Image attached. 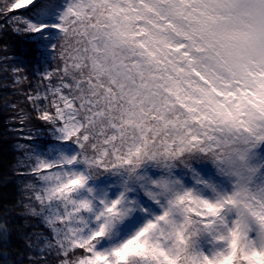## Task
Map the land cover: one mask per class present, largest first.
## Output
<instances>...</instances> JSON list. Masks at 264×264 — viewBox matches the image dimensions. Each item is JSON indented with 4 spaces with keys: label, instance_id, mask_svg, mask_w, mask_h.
Masks as SVG:
<instances>
[{
    "label": "rangeland",
    "instance_id": "1",
    "mask_svg": "<svg viewBox=\"0 0 264 264\" xmlns=\"http://www.w3.org/2000/svg\"><path fill=\"white\" fill-rule=\"evenodd\" d=\"M68 3L74 10L68 25L72 29L68 32L71 43L64 49V59L57 58L53 61L45 59L36 63L34 77L30 79L32 83L30 81L29 84L26 83V87L33 88L22 93L32 109L31 112L27 113L17 105L19 97L16 98V103H11V98L8 103L15 114L21 116L19 121L31 119L41 121L29 97H34L37 93L41 97L45 95L49 81L44 79L42 74L45 71H52V83L55 85L63 82L66 87L62 94L68 97L72 94L74 97V101L67 102L66 110L71 114L69 122L74 123V132L78 134L84 132L85 128L90 129L89 132H84V138L94 136V148L107 146L101 147L102 155L95 160L90 151L81 157V163L64 169L70 175L84 174L88 177L86 184L73 194V199L90 203V210L83 211L80 220L77 221L83 234L88 235L97 230V217L104 211L105 205L121 199L122 207L127 209V212L123 219L97 242V248L108 251L131 238L147 223L163 214L170 194L155 195L159 189L152 183L163 178L169 182L173 192L191 190L210 201L232 198L231 203L222 205L220 212L217 213V217L227 227L216 226L211 230L213 233L209 235L211 248L207 250L203 248L201 250L200 241L204 235L202 237L199 233L189 246L193 247V251L202 253L205 257L212 256L222 246L217 241L216 234L233 228L239 231L241 238H247L249 244L255 242L259 247L264 241V68L256 65L225 68L222 63L215 61L200 64L195 74L211 91L209 93L208 90H201L205 105H209L210 108H201L203 112L201 116L205 121H192L186 134L187 136L195 134L196 138L199 135L198 131H203L207 137L196 139L195 146L186 145L184 149L176 139L179 125L183 123L182 119H186V116L181 114L185 111L181 110L182 106L175 109L176 112L174 111L170 120L152 124L143 131L139 126L142 122L139 121L140 115L135 113L137 116H132L133 112L130 111L125 92L123 90L122 94L117 92L113 86L112 76L101 71L100 66L106 55L104 36L111 31L109 25L112 23L114 8L119 6L118 0H68ZM16 40L12 42L22 45L25 39L19 36ZM14 43L6 44L14 49ZM11 48H7L9 60L6 63L0 60L1 74L9 84L25 83L24 78L26 81L29 80L25 67L27 60L24 56L28 46L24 44L21 46L20 55ZM2 56L3 53H0V57ZM21 61L23 63H20ZM17 65L23 67L19 74L13 71ZM60 72L64 74V79L58 76ZM132 75L134 78L123 80L118 86L121 87L122 83L121 88H124L129 83H136L137 76ZM104 81L106 85L109 84L108 89H96V86L102 88ZM34 87H38L40 91L31 94V91H35L32 90ZM113 93L120 99L117 106L112 105ZM83 95L87 97L86 101L82 102L87 104L82 108L80 105L82 102L79 101ZM38 103L43 105L48 101L41 99ZM122 104L123 108L120 107ZM118 108L121 114L108 116V113ZM174 119L177 120L173 121ZM109 121L119 123L114 125ZM135 121H139V124ZM127 124L133 126L126 128L130 135L124 136L123 127H127ZM45 126L42 130L45 135L30 136L28 144L23 145L20 164L24 171L21 172L20 178L24 182L28 197L25 198L24 207L20 209L18 215L19 219L23 220L27 250H30L31 255L35 254L33 249L39 252L34 255L35 261L39 259L41 264H61L62 253L58 254L55 247L52 249L47 247L48 244L55 245V238L46 223L47 212L32 196L29 185L38 187L39 181L31 172V168L35 164V154L49 162H55L70 158L77 154L79 149L75 144L58 140L52 134L51 128L46 124ZM110 126L115 129L110 130ZM30 128L27 126L25 129ZM16 135L21 137V132L15 133ZM127 142L132 144L130 150H121L120 148ZM163 145H167V149ZM166 153L169 156L173 155L174 158H167L169 156ZM138 157L139 166L131 170L129 165L137 164ZM104 160H107V163H103ZM197 162L200 164L197 165ZM217 162L228 167L223 169V166L219 169ZM194 167L197 169H191ZM105 168L110 170L104 171ZM252 171L258 175H252L258 183V191L253 193L254 197L250 194L248 180L243 177ZM261 214L263 222L260 225L256 219ZM217 217L209 219L207 224H213ZM40 219L43 224L39 222ZM80 254L82 250L76 249L74 253H70V258L76 259Z\"/></svg>",
    "mask_w": 264,
    "mask_h": 264
},
{
    "label": "snow or ice",
    "instance_id": "2",
    "mask_svg": "<svg viewBox=\"0 0 264 264\" xmlns=\"http://www.w3.org/2000/svg\"><path fill=\"white\" fill-rule=\"evenodd\" d=\"M118 5L111 17V31L104 36L106 55L100 66L117 83L135 74L145 82L144 89L155 95L153 89L171 91L181 82L183 69L190 62H194L191 66L215 61L228 67L264 68V0H118ZM73 10L68 0H0V33L10 29L30 41L27 55L37 62L63 60L64 49L71 43L68 32L72 29L68 25ZM4 43L0 59L6 63L9 57ZM13 71L19 74L23 68L17 65ZM42 75L49 81L45 95L29 97L39 119L58 140L79 149L70 158L55 162L35 154L31 168L39 181L38 187L29 185L32 196L47 212L46 223L55 238V245L47 247L62 253L61 264H264V241L259 247L255 242L249 244L234 228L216 234L222 246L212 256L193 251L189 246L199 233L216 226L227 227L217 213L232 198L210 201L191 190L173 192L163 178L152 181L159 189L155 195L170 194L163 214L118 246L98 250L97 242L123 219L127 209L122 207L121 199L113 200L97 217V230L83 234L77 221L83 211L90 210V203L73 199V194L88 177L70 175L64 169L81 163V157L90 151L95 160L102 155L101 147L107 146L94 148V136L84 138V132L90 129L74 132L75 125L69 122L71 114L66 111L67 97L62 94L66 85H54L52 71ZM41 99L48 103L41 105ZM59 101L64 102L63 108ZM163 147L167 149V145ZM139 159L137 164L129 165L131 170L139 166ZM202 216L217 219L202 227ZM76 249L82 254L71 259L70 253Z\"/></svg>",
    "mask_w": 264,
    "mask_h": 264
},
{
    "label": "trees",
    "instance_id": "3",
    "mask_svg": "<svg viewBox=\"0 0 264 264\" xmlns=\"http://www.w3.org/2000/svg\"><path fill=\"white\" fill-rule=\"evenodd\" d=\"M105 16L107 19L108 17L106 13ZM18 37L19 36L17 34L15 35V33H13L10 29L7 32L0 33V48L5 47L4 42L14 43L15 41H17L16 39ZM13 40L14 42H12ZM22 42L24 45H29V42H27V40H24ZM23 44L20 45L18 43H14V49L10 47L11 45H6L7 48H11L18 55H20V48L21 46H23ZM24 56L27 60L25 67L27 78L29 79L27 80L28 82L24 78L25 83L16 82L14 84H9L8 81L4 79L5 76L1 74L0 68V264H41V262H39V259L36 262L34 258V255L39 254L37 249H33V251L35 252L34 255H31L30 250H27L28 243L24 241V224L23 220L19 219L18 213H20V209L24 207L25 198L28 197L25 193L24 182L20 178L22 175L21 172L24 171V169L21 168L22 166L20 164L23 145L28 144V141L31 140L30 136L45 135L42 130H44L46 126L43 121L34 119H31V121H19V117L21 116H17L8 103V100H10V98L11 103H16V98L19 97V103H17V105L25 109L27 113L31 112L32 110L28 102L25 100L23 94L30 88H33L26 87V83L29 84V81L32 83L30 79H33L34 77L33 73L35 71L37 61L29 57L27 55V51ZM132 62L134 63V61ZM192 64H194V62H190V66L183 69L182 81L177 83L171 91H169L168 89H153L152 91L156 93L155 95H151L144 89L143 85L145 82L142 81L138 75H136V83H129L124 88L118 86L119 83L115 82L114 79H112L115 90L121 94L123 90L127 95L126 99L130 106V111L133 112L132 116H137V114L140 115L139 121L142 122H140L139 126L142 127L141 130L143 131H146L145 127H149L152 124L170 120L176 112L175 109L182 106L181 110L185 111L181 112V114H184L186 116V119H182L183 123L179 125L180 128L176 139L178 141V144L184 149L186 145L189 147L195 146L197 141L196 139L201 140L207 137L205 133L203 134V131H198L199 135L196 136V138L195 134H190L189 136H187L186 131L188 129V125L192 121H205L203 119V116H201L203 113L201 110L202 107L204 109L210 108L209 105H205V99L203 96H201V90H208L209 93H211V91L204 85V83L201 82V80L197 79L198 75L195 74V72L200 68L201 65L195 64L194 66H191ZM58 76L63 78L64 74L60 72ZM104 80L107 81L106 79ZM105 81L102 88L96 86V89H108L109 84L106 85ZM32 90L35 91H31V94L40 91L38 87H34V89ZM20 93L23 94L20 95ZM66 93L69 92L66 91ZM66 97L67 102L74 101V97L72 94L71 96ZM86 97L87 95L81 96L79 102L81 103L82 101H86ZM113 99V102L111 101L112 105L117 106L120 99L115 96L114 93ZM59 103L63 108L64 102L59 101ZM85 104L87 103L82 102L80 105L83 108ZM123 105L124 104L120 105V107L122 106L123 108ZM121 113V110L118 108L117 110L114 109L113 111L108 113V116L113 117ZM33 115L35 116V114ZM197 118H199V120H196ZM176 120L177 119H174L173 121ZM139 121L135 122L139 124ZM109 122H111L110 124L114 123V125L119 123L118 121ZM143 123L144 126H142ZM27 126L31 128L25 129ZM132 126L133 124H130L127 127H123L124 136L130 135L127 133L126 128H131ZM109 128L110 130L115 129L112 126H110ZM20 132L21 137L19 135L15 136V133L18 134ZM109 137L112 138L111 136ZM131 147L132 144H130V142H127L124 144V147L120 149L129 151ZM168 153L166 154L169 156ZM170 157H173V155H170L167 158ZM196 164L198 165L200 163L197 162ZM217 165L219 169H221L223 166V169L228 167L227 165H221L218 162ZM195 168L196 167L191 169L195 170ZM252 175H257V173L252 171L247 173L243 177L248 180V187L251 191L250 194L254 197L253 193L258 191V183ZM143 194H145V192H143ZM262 214L256 219V221L260 225L263 222ZM202 218L204 217L202 216ZM204 219L205 225H202V227L208 225L207 223L209 222V219ZM39 222L43 224L41 219L39 220ZM200 234L202 235V237L204 235V237L203 240L200 241L201 246L198 244V247L200 246L201 250L202 248L203 250L211 248V243H209V235L213 234L212 231H204Z\"/></svg>",
    "mask_w": 264,
    "mask_h": 264
},
{
    "label": "clouds",
    "instance_id": "4",
    "mask_svg": "<svg viewBox=\"0 0 264 264\" xmlns=\"http://www.w3.org/2000/svg\"><path fill=\"white\" fill-rule=\"evenodd\" d=\"M225 66V68H229L227 65H224ZM189 254H191V253H189Z\"/></svg>",
    "mask_w": 264,
    "mask_h": 264
}]
</instances>
